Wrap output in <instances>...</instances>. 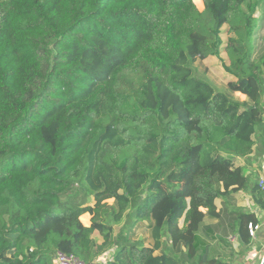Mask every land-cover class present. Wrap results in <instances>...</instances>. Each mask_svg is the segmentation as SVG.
<instances>
[{
	"label": "trees",
	"instance_id": "obj_1",
	"mask_svg": "<svg viewBox=\"0 0 264 264\" xmlns=\"http://www.w3.org/2000/svg\"><path fill=\"white\" fill-rule=\"evenodd\" d=\"M195 1L0 0V264H232L229 233L246 257L256 213L216 200L264 126V0Z\"/></svg>",
	"mask_w": 264,
	"mask_h": 264
},
{
	"label": "crops",
	"instance_id": "obj_2",
	"mask_svg": "<svg viewBox=\"0 0 264 264\" xmlns=\"http://www.w3.org/2000/svg\"><path fill=\"white\" fill-rule=\"evenodd\" d=\"M202 5L204 8L203 0H202ZM223 54L224 53L222 52L221 57L225 58L223 57ZM213 57L215 56H209L206 59H204L203 62L207 64L206 60L208 58H211V61L213 62V59H212ZM223 72H224V75L226 74V80L222 81L223 83H226L234 79L230 74L225 73V71ZM237 95H239L242 99L246 98V95L240 92H238ZM255 140H256V144H255L253 153L249 155L248 157L238 158L236 160V164L244 168L245 174L248 177L247 187L243 190L233 193L232 195L228 196L225 199L218 198L216 200V205L219 210L222 209V211L224 212L226 211L231 212L235 208H241V209L247 210L248 212L256 213V216L258 218L257 225H259L258 236L253 241L254 243H252L249 246L251 248H249V252L247 251L248 253L246 252L245 258L250 256L251 253L257 252L259 253L257 264H259L260 259L261 261L264 260V209H261L258 203L255 202L252 189L254 185H256V183H260V180L264 178V126L263 128L260 129L258 135H256ZM110 200H113V199H110ZM89 204L93 205L94 199L89 201ZM81 217L85 218V220L81 219L82 223L85 226L91 225L92 215L90 213L88 212L84 213ZM204 221L206 225H215L218 223L219 220L206 216ZM182 224H183V220H181V225ZM247 260L249 261V264H252V260L250 259V257L249 259L247 258ZM241 261L239 262L232 261V264H244L243 262L240 263Z\"/></svg>",
	"mask_w": 264,
	"mask_h": 264
},
{
	"label": "rangeland",
	"instance_id": "obj_3",
	"mask_svg": "<svg viewBox=\"0 0 264 264\" xmlns=\"http://www.w3.org/2000/svg\"><path fill=\"white\" fill-rule=\"evenodd\" d=\"M195 1V0H194ZM196 4L198 5V7L200 8V10H203V5H202V0H196L195 1ZM261 9L259 11H257V14L256 16H262L263 15V12H264V2L261 3ZM226 27L223 29V33H222V37L223 39H226L227 38V35H226V31H225ZM223 58L224 60H228V56L227 54L223 51ZM213 62L211 61V58H208L206 60V63L203 65L207 66L209 68V70L211 71V73L220 81H225L226 80V74L224 75V69L222 67V60L220 58H217V57H213ZM223 73V74H222ZM226 73V72H225ZM93 199V197H89L88 201H91ZM109 203H113V200H109ZM80 219H84V217H80ZM113 229H114V235H132L133 238H138V239H143L144 242L146 243H152V240H151V237H150V231H149V228H148V225H147V222L146 223H143V225H139V226H136V225H133V219H131L128 215L125 216V218L119 222V223H115L113 225ZM132 232V233H131ZM229 237L227 238V241H223L222 242V249H225V251L228 253V254H232L231 256V261H235V262H239L241 261L242 259H245V251L242 249L241 250V245L239 243V241L237 240V238L233 235H231V233H229ZM95 239L97 241H102V236L99 234V233H96L95 234ZM164 242H165V247H171V244L170 242L168 241V236L166 235L164 237ZM235 253V255H234ZM258 255L259 253L255 252V253H251L250 256H248L247 258L252 260V264H257V261H258ZM103 259H105L104 257H102ZM246 258V260H247ZM261 261V259H260ZM259 261V262H260Z\"/></svg>",
	"mask_w": 264,
	"mask_h": 264
},
{
	"label": "built area",
	"instance_id": "obj_4",
	"mask_svg": "<svg viewBox=\"0 0 264 264\" xmlns=\"http://www.w3.org/2000/svg\"><path fill=\"white\" fill-rule=\"evenodd\" d=\"M259 185L261 189L264 190V178L260 180ZM249 228L251 235H254L255 231L259 228V225L250 223ZM55 262L56 264H89L73 254H65L62 252H59L56 255Z\"/></svg>",
	"mask_w": 264,
	"mask_h": 264
}]
</instances>
